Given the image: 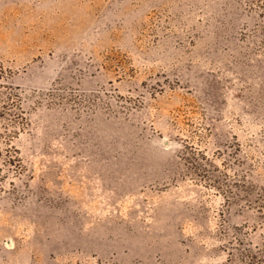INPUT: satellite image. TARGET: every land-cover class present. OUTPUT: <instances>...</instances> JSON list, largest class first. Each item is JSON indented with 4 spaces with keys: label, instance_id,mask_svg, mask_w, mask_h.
Returning <instances> with one entry per match:
<instances>
[{
    "label": "rangeland",
    "instance_id": "374dc122",
    "mask_svg": "<svg viewBox=\"0 0 264 264\" xmlns=\"http://www.w3.org/2000/svg\"><path fill=\"white\" fill-rule=\"evenodd\" d=\"M0 264H264V0H0Z\"/></svg>",
    "mask_w": 264,
    "mask_h": 264
}]
</instances>
